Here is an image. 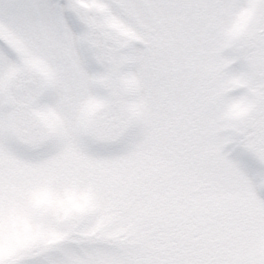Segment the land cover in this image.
I'll list each match as a JSON object with an SVG mask.
<instances>
[{"label": "snow or ice", "instance_id": "obj_1", "mask_svg": "<svg viewBox=\"0 0 264 264\" xmlns=\"http://www.w3.org/2000/svg\"><path fill=\"white\" fill-rule=\"evenodd\" d=\"M0 264H264V0H0Z\"/></svg>", "mask_w": 264, "mask_h": 264}]
</instances>
